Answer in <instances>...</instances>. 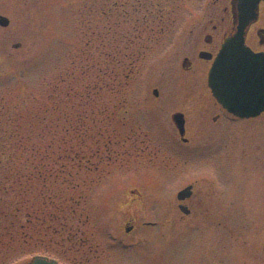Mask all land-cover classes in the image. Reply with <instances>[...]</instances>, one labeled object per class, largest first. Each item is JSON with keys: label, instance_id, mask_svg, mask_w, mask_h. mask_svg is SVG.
Instances as JSON below:
<instances>
[{"label": "rangeland", "instance_id": "rangeland-1", "mask_svg": "<svg viewBox=\"0 0 264 264\" xmlns=\"http://www.w3.org/2000/svg\"><path fill=\"white\" fill-rule=\"evenodd\" d=\"M209 2L0 0V264H200L184 161L140 163V92H185L182 30Z\"/></svg>", "mask_w": 264, "mask_h": 264}, {"label": "flooded vegetation", "instance_id": "flooded-vegetation-1", "mask_svg": "<svg viewBox=\"0 0 264 264\" xmlns=\"http://www.w3.org/2000/svg\"><path fill=\"white\" fill-rule=\"evenodd\" d=\"M233 1L210 0L182 30L187 48L177 70L185 92H140V163L155 165L163 147L175 177L176 162L184 161L179 183H185L175 207L186 225L189 255L199 252L200 264H264V109L254 117L237 116L209 86L223 44L238 31ZM262 18L264 2L246 31V43L257 54L264 53ZM137 225L128 219L125 232Z\"/></svg>", "mask_w": 264, "mask_h": 264}, {"label": "water", "instance_id": "water-1", "mask_svg": "<svg viewBox=\"0 0 264 264\" xmlns=\"http://www.w3.org/2000/svg\"><path fill=\"white\" fill-rule=\"evenodd\" d=\"M264 0H234L238 31L226 40L209 74V85L220 104L233 114L254 117L264 109V53H254L246 44V31L258 18ZM10 20L0 15V26ZM263 90V91H257ZM180 126V125H179ZM183 133V126L180 127ZM186 190L179 193L183 199ZM182 211L184 208L181 207ZM129 230V228H128ZM28 264H59L45 256H35Z\"/></svg>", "mask_w": 264, "mask_h": 264}]
</instances>
